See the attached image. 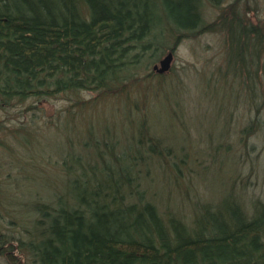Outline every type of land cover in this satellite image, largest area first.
Here are the masks:
<instances>
[{
	"label": "trees",
	"instance_id": "obj_1",
	"mask_svg": "<svg viewBox=\"0 0 264 264\" xmlns=\"http://www.w3.org/2000/svg\"><path fill=\"white\" fill-rule=\"evenodd\" d=\"M204 1L0 0V105L61 91H107L119 77L136 67L146 70L174 50L181 35L210 29L226 34L229 72L264 98V20L253 21L251 6L234 0L208 22ZM207 1L220 6L224 0ZM258 123L248 128L258 129ZM160 144L154 136L138 137L137 202H126L132 184L121 157L116 174L107 165L102 180L75 186L69 201H35L28 239L16 238L14 245L0 231V254L18 264L16 249L33 264H264L263 201H255L251 212L229 195L219 204L198 202V213L187 221L147 196L152 161L178 152ZM106 149L115 152L113 145Z\"/></svg>",
	"mask_w": 264,
	"mask_h": 264
},
{
	"label": "rangeland",
	"instance_id": "obj_2",
	"mask_svg": "<svg viewBox=\"0 0 264 264\" xmlns=\"http://www.w3.org/2000/svg\"><path fill=\"white\" fill-rule=\"evenodd\" d=\"M233 1H204L205 20H216ZM239 3L251 6L253 21L264 20V0ZM226 48L220 30L185 33L166 73L156 74L151 63L123 74L107 91H61L0 105V231L14 245L28 239L35 201H69L75 186L102 180L107 165L116 174L121 157L132 184L123 194L137 202L139 136L178 150L163 152L146 171L145 192L160 208L168 205L191 221L198 202L219 204L229 195L248 212L264 202V98L229 72ZM255 121L260 127L252 131ZM112 145L115 152H106ZM182 146L187 152H179ZM21 251L15 250L22 264H33ZM0 264L18 263L0 254Z\"/></svg>",
	"mask_w": 264,
	"mask_h": 264
},
{
	"label": "water",
	"instance_id": "obj_3",
	"mask_svg": "<svg viewBox=\"0 0 264 264\" xmlns=\"http://www.w3.org/2000/svg\"><path fill=\"white\" fill-rule=\"evenodd\" d=\"M173 59L174 50H169L159 59V61L153 64L152 69L157 73H166L170 70Z\"/></svg>",
	"mask_w": 264,
	"mask_h": 264
}]
</instances>
